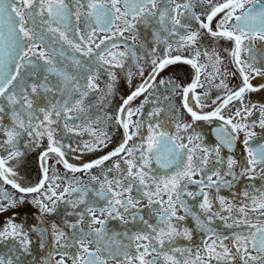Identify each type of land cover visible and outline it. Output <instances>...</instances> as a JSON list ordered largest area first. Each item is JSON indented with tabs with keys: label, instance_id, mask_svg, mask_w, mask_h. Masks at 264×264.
<instances>
[{
	"label": "snow or ice",
	"instance_id": "obj_1",
	"mask_svg": "<svg viewBox=\"0 0 264 264\" xmlns=\"http://www.w3.org/2000/svg\"><path fill=\"white\" fill-rule=\"evenodd\" d=\"M203 37L231 43L226 51L240 87L229 88L223 58L200 44ZM256 41L264 44V0H0V212L39 194L30 201L39 212L37 223L25 227L10 220L0 228V264H235L237 257L241 264H264V184L235 195L243 179L264 181V135L256 139L257 129L264 134V103H244L247 93L264 90V82L251 83L264 81V49L257 50ZM180 50L191 55L172 54ZM145 57L151 72L122 101L115 119L94 111L102 91L96 81L108 77L103 104L116 70L129 82L133 69L143 77ZM181 61L194 70L191 83L157 82L167 66ZM202 75L208 91L198 94L205 87ZM213 86L219 89L214 98ZM176 91L191 122L181 123L177 114L169 128L158 117L170 96L160 93ZM142 95L140 106L130 107ZM209 99L211 104L202 102ZM234 102H239L235 112L224 115ZM145 104L152 105L146 115ZM166 107L168 116L176 111L174 104ZM110 120L123 129L122 142L91 162L70 163L68 153L107 147L111 134L104 129ZM198 121L220 122L213 129L218 143H203L194 127ZM58 132L88 134L95 144H66ZM45 138L39 157L43 179L22 186L15 167L24 155L20 142L34 148ZM237 141L244 149L239 161L231 154ZM52 156L70 173L89 174L90 183L49 177ZM93 168H101L100 175H92ZM2 185L21 195L13 197ZM222 190L233 193L231 201ZM145 198L147 218L138 208ZM188 219L191 225L184 223ZM194 232L202 236L196 250L181 243L193 241Z\"/></svg>",
	"mask_w": 264,
	"mask_h": 264
},
{
	"label": "flooded vegetation",
	"instance_id": "obj_2",
	"mask_svg": "<svg viewBox=\"0 0 264 264\" xmlns=\"http://www.w3.org/2000/svg\"><path fill=\"white\" fill-rule=\"evenodd\" d=\"M197 12H200L201 9L197 8ZM216 21H213V24L215 25ZM195 27V25H194ZM126 35H129L126 33ZM200 44L204 45L208 51H212L213 49L219 53V55L223 58V64L221 66V70L228 73L226 83L228 84L229 88L231 89H237L242 85L241 77L239 73L236 71V67L234 64L230 63V59L228 56V51L230 50L232 45L231 43H225L224 41H216L211 37H203L200 41ZM175 48L176 46L173 45ZM255 48L257 50L264 49V44H262L259 41L255 42ZM119 50H123L121 47ZM175 55L180 56H189L191 55L190 52H185L184 50L180 51H174L172 53ZM259 56V52L257 53ZM244 58H247V53H244ZM201 60L203 61L204 58L201 57ZM142 66L144 68V76L141 77L138 72L133 69L131 80L129 82L127 74L121 70H116V82L113 86L111 95H107L104 98L103 104L99 103L100 96H104V94L107 92V89L105 88V83L108 80L107 75H102L96 82L100 85L101 88V94L100 96L96 97V100L93 101L94 104L97 105V107L94 109V111L100 112L101 115L108 114L113 117V120L115 119V113L118 107L122 106V101L127 98L128 95H130L133 91L136 90L137 87L143 82L144 79H146L151 72V67L147 62V58L145 57L144 61H142ZM127 67V64H126ZM211 67H209L208 71H211ZM23 71V70H22ZM194 70L191 69L189 65L184 64L182 61L177 62L176 64H172L167 66L157 77V82L160 79L165 80H171L176 84L181 85L182 87L187 86L189 83H191L194 80ZM235 73V74H233ZM201 82L205 84L204 88H197V93L202 94L206 91H208L207 87V81L205 80L204 76H201ZM264 82L261 81V78H256L251 80V83H253L254 86L258 85L259 83ZM218 83V81H217ZM219 92V89H217L215 86L212 87L210 91V96L215 97ZM147 95V93L145 94ZM161 96L168 95L170 96L169 101H166L161 104V107L165 109V111L160 112L158 119L160 121H166L168 123L169 128L172 127V120L173 118L178 114L180 117L181 123L185 122H191L190 116L187 114V112L182 108V100L181 95L179 91H176L175 93H168V92H161ZM151 99V98H149ZM144 100V96L137 97L135 100H133L130 104V107L136 108L140 106L141 102ZM204 104H211V100L202 101ZM249 102L254 104H262L264 103V90L258 91V92H250L247 93L244 97V103L248 104ZM167 104H174L176 106V111H174L170 116L167 115ZM239 105V102H234L233 104H230L227 108L224 109V115L229 116L232 115L236 107ZM152 108L151 104H145L143 108V112L145 115L150 111ZM211 109L208 107H205L203 109L204 112H208ZM75 114V113H74ZM138 117L133 116V120L137 119ZM255 114L252 117V119H255ZM220 122L219 121H213L212 123H208L205 121H198L196 122V125L194 127L196 128V131L203 133V143L209 146H214L218 141H216L215 136L213 134V129L218 126ZM100 127H104L103 125H100ZM105 131H108L110 135V139L107 141V147L100 148L96 151L92 152H75V153H68L67 158L69 159L70 163H73L75 165H82L83 163L91 162L97 158H100L101 156L109 153L112 151L115 147H117L122 140L124 139L123 135V129L119 126H113L112 121H108L107 127L104 129ZM258 136L256 139H260L261 135H264L260 133L259 129H257ZM141 133L143 135H146V129H141ZM58 135L61 136L62 140L66 144H72L77 145L81 144L83 142H87L89 144H95V141L88 135L85 134L83 137H76L71 133L68 134H61L58 132ZM139 138H135L133 141L128 142V146L132 147L133 143L138 142ZM255 142V141H254ZM46 138L44 141H42L41 145L39 147H31L25 148V141L21 140L20 142V151L24 153L23 156L19 157L20 163L18 165H15L16 170L19 173V181L22 183V186H35L38 184V182L43 179V169L41 167V161L39 159L41 152L46 147ZM222 154L227 155L226 149H221ZM235 156V158L239 161L243 155H244V149L243 146L239 141L236 143V150L234 153H231ZM0 155H4L3 151H0ZM51 155V154H50ZM79 157V158H78ZM117 159V158H113ZM14 163V162H13ZM109 165L111 164V161L107 162ZM47 166L49 169L48 175L49 177H52L54 174L60 175V176H68V177H79L83 184H89V174L86 173H70L68 172L62 164H58L56 162V158L52 156L47 161ZM212 165H209L211 167ZM123 167V165H122ZM102 169L101 168H93L91 170L92 175H100ZM198 178V177H197ZM57 183L61 184V187L65 186V182L63 180L57 181ZM256 185L257 187L261 184H264V181H260L259 179L255 181H249L247 179H243L236 185V193L235 195L240 196V193L243 191L244 188H249L251 185ZM6 192H8L13 197L19 198L21 195L18 191L13 189L10 185H2ZM98 186V185H94ZM190 190H195V186H191ZM209 191V190H206ZM210 196L215 195V193L209 192ZM33 195L38 196L39 194H30L25 196L24 203L18 204L16 208H8L7 211L0 212V228L6 226L9 221L15 223H24L25 227H27L30 224L37 223V217L39 216V212L35 205L31 204L30 201L33 198ZM133 198L136 197V188L133 187V191L131 193ZM220 195H224L227 197L230 201L232 199L233 193L228 192L226 190H222ZM199 197H197V201H193L191 203H196L199 201ZM241 199H243L241 197ZM247 202V201H244ZM60 209H63V205L58 206ZM138 208H141L144 210L143 214L147 218V208H146V198L141 200L138 204ZM216 208L214 206L213 211H215ZM235 215V212L232 213ZM255 215H259V213H255ZM49 220H55L57 223L60 222L61 217L59 216H50L48 217ZM69 219H72L71 217ZM255 222V221H254ZM264 222V221H260ZM113 224L117 223L115 221L111 222ZM184 223L191 225L192 221L190 219L186 220ZM228 223H231V220L228 221ZM216 224H221V221L217 220ZM221 231H224L226 233H230L231 229H223L221 228ZM193 241H181L184 245H191L193 247V250H196L197 248H201L200 241L202 239V236L196 232L193 233ZM225 243L230 247L231 246V240L225 241ZM201 256H203V251L201 250ZM70 264V261H69ZM212 264H216L215 260L212 261ZM235 264H241L240 259L237 257L235 259Z\"/></svg>",
	"mask_w": 264,
	"mask_h": 264
}]
</instances>
